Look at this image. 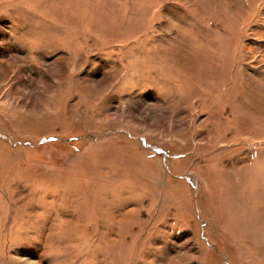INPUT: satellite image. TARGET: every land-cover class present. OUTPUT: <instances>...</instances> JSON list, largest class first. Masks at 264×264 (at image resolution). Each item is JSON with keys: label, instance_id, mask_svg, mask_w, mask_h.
<instances>
[{"label": "rangeland", "instance_id": "1", "mask_svg": "<svg viewBox=\"0 0 264 264\" xmlns=\"http://www.w3.org/2000/svg\"><path fill=\"white\" fill-rule=\"evenodd\" d=\"M0 264H264V0H0Z\"/></svg>", "mask_w": 264, "mask_h": 264}]
</instances>
